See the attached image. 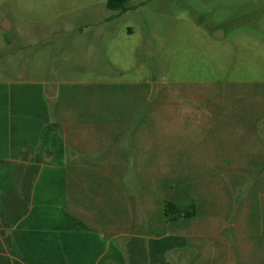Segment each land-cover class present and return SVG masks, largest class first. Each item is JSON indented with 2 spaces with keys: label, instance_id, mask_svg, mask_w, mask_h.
<instances>
[{
  "label": "crops",
  "instance_id": "obj_1",
  "mask_svg": "<svg viewBox=\"0 0 264 264\" xmlns=\"http://www.w3.org/2000/svg\"><path fill=\"white\" fill-rule=\"evenodd\" d=\"M141 98L0 81V264H264L263 116Z\"/></svg>",
  "mask_w": 264,
  "mask_h": 264
},
{
  "label": "rangeland",
  "instance_id": "obj_2",
  "mask_svg": "<svg viewBox=\"0 0 264 264\" xmlns=\"http://www.w3.org/2000/svg\"><path fill=\"white\" fill-rule=\"evenodd\" d=\"M107 3L0 0V81L42 79L64 94L136 91L142 111L203 117L219 102V125L245 133L240 117L252 111L264 133V0H129L126 11Z\"/></svg>",
  "mask_w": 264,
  "mask_h": 264
},
{
  "label": "trees",
  "instance_id": "obj_3",
  "mask_svg": "<svg viewBox=\"0 0 264 264\" xmlns=\"http://www.w3.org/2000/svg\"><path fill=\"white\" fill-rule=\"evenodd\" d=\"M129 0H108V8L111 10H120V11H126L128 6L127 3ZM165 210L168 216L176 217L177 215H187L190 214H182L184 212V209L180 207V205L176 204L173 201H168L165 206ZM190 213V211H188Z\"/></svg>",
  "mask_w": 264,
  "mask_h": 264
}]
</instances>
